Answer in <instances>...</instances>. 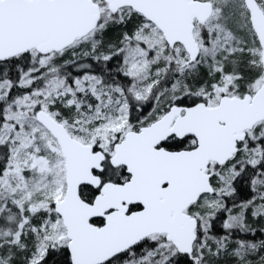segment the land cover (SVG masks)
<instances>
[{"label":"snow or ice","instance_id":"1","mask_svg":"<svg viewBox=\"0 0 264 264\" xmlns=\"http://www.w3.org/2000/svg\"><path fill=\"white\" fill-rule=\"evenodd\" d=\"M0 264H264V0H0Z\"/></svg>","mask_w":264,"mask_h":264}]
</instances>
